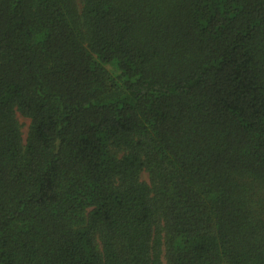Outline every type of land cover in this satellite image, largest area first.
Returning a JSON list of instances; mask_svg holds the SVG:
<instances>
[{
    "label": "trees",
    "instance_id": "16d2710c",
    "mask_svg": "<svg viewBox=\"0 0 264 264\" xmlns=\"http://www.w3.org/2000/svg\"><path fill=\"white\" fill-rule=\"evenodd\" d=\"M0 264H264V0H0Z\"/></svg>",
    "mask_w": 264,
    "mask_h": 264
},
{
    "label": "rangeland",
    "instance_id": "374dc122",
    "mask_svg": "<svg viewBox=\"0 0 264 264\" xmlns=\"http://www.w3.org/2000/svg\"><path fill=\"white\" fill-rule=\"evenodd\" d=\"M18 119L20 121V123L22 124V127H23V133H24V139L26 138V134H27V129H28V125H29V121L18 116ZM143 180H148V177L146 174L143 175Z\"/></svg>",
    "mask_w": 264,
    "mask_h": 264
}]
</instances>
